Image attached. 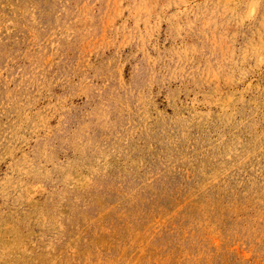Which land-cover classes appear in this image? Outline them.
Wrapping results in <instances>:
<instances>
[{"label": "rangeland", "instance_id": "rangeland-1", "mask_svg": "<svg viewBox=\"0 0 264 264\" xmlns=\"http://www.w3.org/2000/svg\"><path fill=\"white\" fill-rule=\"evenodd\" d=\"M0 264H264V0H0Z\"/></svg>", "mask_w": 264, "mask_h": 264}]
</instances>
